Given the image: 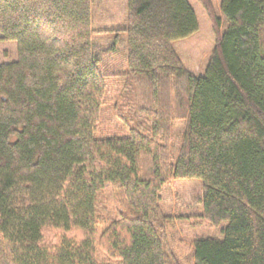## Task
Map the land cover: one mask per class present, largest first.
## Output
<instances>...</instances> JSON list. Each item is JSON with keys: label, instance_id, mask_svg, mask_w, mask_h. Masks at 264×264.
Wrapping results in <instances>:
<instances>
[{"label": "trees", "instance_id": "1", "mask_svg": "<svg viewBox=\"0 0 264 264\" xmlns=\"http://www.w3.org/2000/svg\"><path fill=\"white\" fill-rule=\"evenodd\" d=\"M197 1L217 36L201 77L174 49L199 30L188 0H128L114 72L92 0H0L18 47L0 66V264H181L160 203L173 180L203 183L220 234L195 240V264H264V0H221L224 20ZM114 91L124 129L101 136Z\"/></svg>", "mask_w": 264, "mask_h": 264}, {"label": "rangeland", "instance_id": "2", "mask_svg": "<svg viewBox=\"0 0 264 264\" xmlns=\"http://www.w3.org/2000/svg\"><path fill=\"white\" fill-rule=\"evenodd\" d=\"M188 1L196 12L199 30L193 36L174 43V49L185 69L193 76L201 77L216 47L217 36L209 13L197 0ZM92 2L95 52L106 71H121L127 56L125 33L128 27V0H92ZM212 4L214 14L224 20L221 0H212ZM224 26L223 23V30ZM17 60V44L4 43L0 40V66ZM109 96L111 102L117 97V91ZM176 127L179 135L183 125L177 123ZM122 128L124 129L114 116L111 102L103 113L102 131L99 135L116 134ZM202 195L203 183L199 180H173L160 195L163 212L169 219L167 226L172 246L181 264H195L193 243L196 239L220 238L218 229L202 218Z\"/></svg>", "mask_w": 264, "mask_h": 264}]
</instances>
